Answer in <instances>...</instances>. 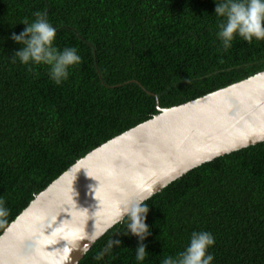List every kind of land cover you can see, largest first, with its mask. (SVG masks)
<instances>
[{
    "label": "trees",
    "instance_id": "16d2710c",
    "mask_svg": "<svg viewBox=\"0 0 264 264\" xmlns=\"http://www.w3.org/2000/svg\"><path fill=\"white\" fill-rule=\"evenodd\" d=\"M214 0H0V236L49 184L88 153L167 109L264 71V41L224 50ZM46 12L54 46L81 62L60 85L47 65L10 59L11 36ZM144 204L142 264L177 257L192 232H210L212 264H264V143L215 159ZM127 219L79 264H137ZM119 240L103 259L96 255Z\"/></svg>",
    "mask_w": 264,
    "mask_h": 264
},
{
    "label": "water",
    "instance_id": "95a60500",
    "mask_svg": "<svg viewBox=\"0 0 264 264\" xmlns=\"http://www.w3.org/2000/svg\"><path fill=\"white\" fill-rule=\"evenodd\" d=\"M157 110L39 193L0 236V264H79L123 222L116 221L127 205L152 198L215 159L264 143V71Z\"/></svg>",
    "mask_w": 264,
    "mask_h": 264
},
{
    "label": "clouds",
    "instance_id": "9594fccd",
    "mask_svg": "<svg viewBox=\"0 0 264 264\" xmlns=\"http://www.w3.org/2000/svg\"><path fill=\"white\" fill-rule=\"evenodd\" d=\"M214 3L216 4L215 15L221 20L217 38L225 51L232 47L236 37H240L249 44L254 39L264 41V0H214ZM34 16L35 20L31 23L27 19L23 21L25 28L21 33L12 34L11 39L21 45V48L14 52L10 59L13 63H16L18 59L21 64L29 67L47 65L50 79L60 85L68 79L70 69L81 62V57L77 54L76 48L59 50L54 46L57 29L49 22L46 12L37 11ZM148 199L150 196L124 207L116 221L125 219L124 214H127L125 234L131 233L140 242L135 250L137 264H142L148 254L143 243L150 234L145 222L148 207L143 203ZM7 215L8 209L4 207V201L0 199V218ZM100 235H103V232L98 233L92 242L94 243ZM214 244L215 238L210 232L194 231L185 250L175 258H165L162 264H212L215 257L209 253L208 249ZM119 245V240H110L108 246L98 253L95 259L102 260L114 246Z\"/></svg>",
    "mask_w": 264,
    "mask_h": 264
}]
</instances>
